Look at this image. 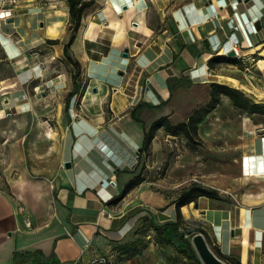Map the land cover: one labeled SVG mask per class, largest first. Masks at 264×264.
Masks as SVG:
<instances>
[{
	"label": "crops",
	"instance_id": "crops-1",
	"mask_svg": "<svg viewBox=\"0 0 264 264\" xmlns=\"http://www.w3.org/2000/svg\"><path fill=\"white\" fill-rule=\"evenodd\" d=\"M70 37L66 0H18L0 21L12 67L0 80L3 109L32 117L49 142L35 150L19 136L1 155L0 264L34 250L61 264H189L170 229L153 226L177 220L174 200L144 174L126 187L140 173L145 130L183 84L210 88L224 75L264 92V0H91L69 47L76 78L64 55ZM232 41L240 57L227 54ZM243 117L251 122L241 121L232 189L180 210L224 258L264 264V115ZM35 154L53 155L44 171Z\"/></svg>",
	"mask_w": 264,
	"mask_h": 264
},
{
	"label": "rangeland",
	"instance_id": "rangeland-1",
	"mask_svg": "<svg viewBox=\"0 0 264 264\" xmlns=\"http://www.w3.org/2000/svg\"><path fill=\"white\" fill-rule=\"evenodd\" d=\"M5 56V48L0 39V80L10 74L12 69L10 59ZM244 73L249 74L245 70ZM245 95L255 102H264V99L258 101L254 96ZM3 106L0 95V161L4 150L11 142L17 141L19 136H23L26 147L39 150L49 146L47 139L36 136L38 129L34 128L32 117H25L20 121L12 120L6 115L7 109H3ZM53 115L55 114L52 113L51 118ZM247 115L248 112L236 107L228 95H220L212 107L209 87L183 84L173 91L171 109L165 116L172 125L188 122L190 117L195 116L197 130L194 132L191 125L193 139L186 136L184 127L177 134H172L165 127L157 128L149 150L140 159L139 170L150 187L173 200L177 199L182 189L193 183L213 187L218 191L231 190L239 172L241 121ZM53 121L54 118L51 119V125ZM247 122L251 121L246 119L244 124L247 125ZM48 132H51L50 127ZM51 134L55 135V132L52 131ZM33 157L35 162L32 163L43 170L44 166H49L53 155L35 154L31 156ZM29 160L32 161L30 158ZM36 174L39 173L36 171ZM142 227L144 224L137 226L138 229ZM211 248L214 250L212 246Z\"/></svg>",
	"mask_w": 264,
	"mask_h": 264
},
{
	"label": "trees",
	"instance_id": "trees-1",
	"mask_svg": "<svg viewBox=\"0 0 264 264\" xmlns=\"http://www.w3.org/2000/svg\"><path fill=\"white\" fill-rule=\"evenodd\" d=\"M68 5L69 17L71 20V37L67 43L64 45V55L66 59L73 64L75 67V74H73V78H76L80 73V64L77 60L73 59L69 54V47L71 42L74 39V33L77 31L82 13L86 7L91 4V0H66ZM51 43H55L56 40H50ZM225 94L228 95L233 104L245 110L249 114H261L264 115V102H255L251 100L248 96H246L239 89L231 87L227 84L212 82L210 84V106H214V104L219 100L220 95ZM195 116L189 118L188 122H183L178 125H172L166 116H162L151 123V125L145 130V136L143 140V144L141 147V153L149 150V146L151 144L152 138L154 137V132L157 128L165 127L172 134H177L179 130L184 127L186 136L189 139H193L191 135V131L193 129L196 132L195 127ZM192 125V129H191ZM143 180L142 172L134 176V178L128 183L126 189H129L136 185L137 183ZM200 196H207L211 198H218L219 192L216 188L206 187L199 183H193L190 186L182 189L177 197L175 202V206L178 211V218L175 221H167L163 224L156 225L153 224L157 233L162 235L164 231L170 229L173 235V240L176 243L182 244V252H184L186 259H188L189 264H203L200 260L192 242L191 238L195 233H202L206 238V232L201 227L196 228H188L185 226L186 220L183 219L181 214V207L185 204H188L192 201H195ZM143 223H146L144 220ZM151 223V222H149ZM146 223L148 226L151 224ZM211 245L214 250L210 249L219 257L225 259L230 264H240V262L232 256H224L220 254V252L215 248L214 245ZM8 264H61V262L52 257L46 256L42 252L38 250L34 251H15L13 253V257L11 262ZM74 264V263H73Z\"/></svg>",
	"mask_w": 264,
	"mask_h": 264
},
{
	"label": "water",
	"instance_id": "water-1",
	"mask_svg": "<svg viewBox=\"0 0 264 264\" xmlns=\"http://www.w3.org/2000/svg\"><path fill=\"white\" fill-rule=\"evenodd\" d=\"M229 56H235V52L229 51L227 52ZM124 56H127V50L123 52ZM140 148L137 151V155L139 154ZM65 166H70L69 162H65ZM197 205V203L195 204ZM192 244L203 264H227L222 259H220L208 246L205 237L202 233H195L192 236Z\"/></svg>",
	"mask_w": 264,
	"mask_h": 264
},
{
	"label": "built area",
	"instance_id": "built-area-1",
	"mask_svg": "<svg viewBox=\"0 0 264 264\" xmlns=\"http://www.w3.org/2000/svg\"><path fill=\"white\" fill-rule=\"evenodd\" d=\"M17 4H18V0H0V21L6 20L8 17L13 16ZM232 50L235 52L236 57H240V45L237 41L231 42V48L229 51ZM249 69H250V65H246L245 71L249 72ZM7 115H9V113H7ZM20 211H24V208L21 207ZM27 224H29V222ZM105 262H106V257L101 256L93 260L90 264H103ZM68 264H73V263H68Z\"/></svg>",
	"mask_w": 264,
	"mask_h": 264
},
{
	"label": "bare ground",
	"instance_id": "bare-ground-1",
	"mask_svg": "<svg viewBox=\"0 0 264 264\" xmlns=\"http://www.w3.org/2000/svg\"><path fill=\"white\" fill-rule=\"evenodd\" d=\"M50 30L53 31V29H50ZM259 64L262 67L264 66V62L261 59L259 60ZM219 80L222 81V82H227L231 86L240 89L241 91H243L247 95L254 96L258 101L264 99V94L263 93H261L260 91H255L256 89L252 90L249 86H247L246 84L240 82L237 79H233V78H230V77H227V76H224V75H220L219 76Z\"/></svg>",
	"mask_w": 264,
	"mask_h": 264
}]
</instances>
